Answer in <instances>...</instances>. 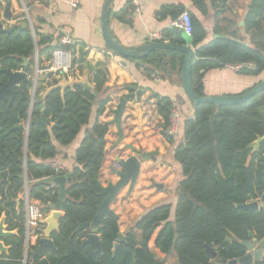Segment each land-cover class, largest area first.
Instances as JSON below:
<instances>
[{"label":"trees","instance_id":"trees-1","mask_svg":"<svg viewBox=\"0 0 264 264\" xmlns=\"http://www.w3.org/2000/svg\"><path fill=\"white\" fill-rule=\"evenodd\" d=\"M193 2L202 12H207L205 0ZM227 2L213 0L215 7L224 8ZM174 8L184 7L167 5L158 15L163 18ZM263 16L264 0H252L247 27L256 26ZM18 17L9 31L0 30V89L9 80L5 70H23L27 74L26 80L16 83L14 91L6 92L0 102V218L5 217L8 230L16 231L4 239L9 249L0 252V264H24L25 203L18 200L26 185L30 197L40 201L48 214L49 204L58 200L59 188L37 181L67 172H71V176L63 208L65 215L60 219L59 230L52 234L56 248L47 247L34 261L30 250L27 264H214L243 256L245 249L241 241L248 239L250 233L264 237V209L240 207L253 201L261 202L264 197V141L256 152L249 147L264 136L262 92L240 104H193L194 116L184 121V141L175 149L184 178L177 189L174 220H171V203L149 209L126 233L114 254L120 232L119 217L112 210L106 211L99 226L102 250L98 252L95 245L83 243L90 231L78 230V224L91 221L104 198L100 175L109 125L99 120L90 125L98 95L81 86L67 87L64 91L55 88L43 97L46 90L43 82L47 76L40 77L35 85L32 75L36 66L44 68L56 48L72 50L74 55L78 43L61 44L60 36L43 34L35 25L33 32L25 13ZM192 21V45L196 49L192 84L198 95L205 96L201 77L195 75L200 68L242 64L241 73L259 76L264 72V52L227 37L204 44L203 25L193 16ZM163 34L171 43H184L171 29ZM88 53L89 50L82 47L80 58L74 55L73 63L83 64ZM185 57V53L174 50L154 51L143 59L149 65L145 71L151 74L155 69L174 67L178 63L181 74ZM24 59H27L25 65ZM88 71L92 74L94 90L103 91L107 74L102 63L89 66ZM157 98L158 112L167 127L173 102L169 97ZM110 100V96L100 99L98 116L105 112ZM43 117L50 123L33 122ZM84 127V138L76 150L77 165L72 170L57 173L50 160L60 153L59 145L72 144ZM163 134L173 142L166 128ZM135 229L142 231L140 240ZM158 229L155 247L151 248L150 241ZM207 246L217 250L215 259Z\"/></svg>","mask_w":264,"mask_h":264},{"label":"crops","instance_id":"crops-1","mask_svg":"<svg viewBox=\"0 0 264 264\" xmlns=\"http://www.w3.org/2000/svg\"><path fill=\"white\" fill-rule=\"evenodd\" d=\"M104 3L105 0H79L78 6L73 7L70 0H11L14 17L6 19L3 16L7 2L0 0V18L4 26L9 28L27 9V15L31 19L30 24L37 26L41 33L51 34L54 38L69 36L74 43H78L74 54L77 59L81 56L82 47L89 50L86 61L83 64L76 63V69L70 75H65L68 80L80 79L84 75H89L91 80L89 66L95 67L98 63H102L106 70L107 81L103 91L98 92L90 118V125L96 120L109 125L106 134V156L100 175L102 185L106 186L110 181L116 183L119 180L113 171L114 162L119 156L128 158L135 154L129 145L143 152L158 151V154L151 159L141 161L140 174L134 188L129 190V185H126L110 205L112 211L119 217L120 233L126 236L142 215L157 205L171 203L173 205L171 220H174L177 189L184 178L182 165L175 156V149L184 141V121L194 116L195 107L183 89L178 63L174 67L168 65L148 74L145 69L149 65L143 59L141 62L144 65L141 66L135 60L125 59L107 50L102 35ZM251 3L252 0H228L226 6L222 8L215 7L213 0H205L207 12L204 13L193 0H113L109 14V29L124 46L134 48L147 41L156 40V34H163L164 31L169 30L175 15L188 10L205 29L204 44L216 38L227 37L264 52V16L256 26L247 27V14ZM167 5H182L184 8L170 9L167 15L161 18L158 12ZM135 7L140 8V11L137 12ZM126 8L127 12H124ZM128 18L131 21H125ZM191 47L196 50L193 45ZM47 63L48 60L45 61V65ZM239 71L230 64L200 68L195 75L201 77L204 95L209 96L239 95L264 79V72L259 76H253ZM61 79L62 76L50 75L43 85L48 88ZM131 85L145 89V94L142 96L144 116L140 123L134 108L136 102L129 101L122 116L124 135L121 139L118 127L113 122L115 115L111 109L116 108L122 96L131 92L129 89ZM150 95H152L150 101L145 102L144 100ZM106 96H110L111 100L105 112L98 116L99 101ZM157 96L169 97L173 107L182 114V125L178 135L173 137V142L168 141L163 134V129L166 128L167 131V127L164 118L158 112ZM85 128L72 144L59 145L60 153L50 160L51 164H61L66 170H72L77 165L76 150L84 138ZM40 229L30 238L28 249L31 251L36 249H31L32 246L38 245V239L42 235ZM158 231L159 229L152 236L151 248L155 247ZM135 232L140 240L142 231L135 229ZM28 258L29 254H27Z\"/></svg>","mask_w":264,"mask_h":264},{"label":"water","instance_id":"water-1","mask_svg":"<svg viewBox=\"0 0 264 264\" xmlns=\"http://www.w3.org/2000/svg\"><path fill=\"white\" fill-rule=\"evenodd\" d=\"M7 4L4 11V18L13 19L14 15L11 10V0H6ZM113 0H105L103 13H102V35L105 41V45L107 50L112 53L123 57L125 59H132L141 66L144 64L141 62L142 59L148 57L151 53L157 50H174L179 51L186 54L184 59V63L181 70V81L183 89L190 101L197 105L199 103H213L216 105H233L240 104L248 101L253 96L264 92V79L259 81L254 87L248 90L245 93L239 95H217V96H200L198 95L192 84V60L195 57V51L192 49V37L186 35L182 30L178 27H174L172 25L169 26V29L173 30L176 34H179L184 43L176 44V43H164L158 40L147 41L141 45H138L134 48H128L124 46L120 41H118L110 32L109 29V14L111 10V4ZM31 22V19H30ZM31 28L34 32L33 25L31 24ZM0 30L1 31H9L8 27H5L2 19L0 18ZM36 62L38 63V52H36ZM26 64L27 59H24ZM9 76L8 82H6L3 87L0 89V102L6 92H13L16 83L19 81H25L27 78L26 72L23 70L18 71H10L5 70ZM76 85L83 87L85 90L89 92H94V95L97 96L98 92L95 91V85L90 80L89 75H84L80 79L72 78L68 80V78L63 75L61 81L58 83L46 88L43 97L47 95V93L55 88H61L64 91L67 87H75ZM131 90L130 93L122 96L119 99V103L116 108L111 109V112L114 113L115 118L113 120L118 127V134L120 138H123L124 131L122 128V116L127 109L128 102L131 100H135L134 108L138 114V120L142 123V118L144 116V111L142 108V96L145 94V89L140 88L135 85H131L129 87ZM152 98V95L147 97L144 101L149 102ZM33 122H40L43 124H49L50 120L46 118H39L33 120ZM19 127H23L21 123ZM264 141V136L258 138L254 143L249 145L250 148H253V152L259 150L261 142ZM129 148L135 151L134 155L129 156L127 159H121L117 157L116 161H119L122 165V169H114V173L119 177V180L116 183L112 181L108 182L106 186L100 183L101 187V195L104 196L102 202L98 205V210L94 218L85 223L78 224V230L84 229L90 231L88 237H86L83 243H90L96 246V251L100 252L102 250L101 240L99 235V226L100 221L103 214L106 211H111L110 205L112 202L116 200L118 193L126 186L129 185V190H132L138 180L140 170H141V161L151 159L153 156L158 154V151H150L143 152L141 150H137L133 145H129ZM71 176V172H67L62 175H58L55 177H47L44 179H40L37 182L44 183L49 182L54 185H57L59 188V197L56 202H52L49 204L48 208L50 212L46 215L44 219L41 220V229L40 233L42 234L38 239V245L35 250L31 251V260L34 261L38 254L43 252L47 247L56 248L54 240L52 239V234L54 231L59 230L60 228V219L65 215L64 212V203L67 195V183ZM160 186V185H156ZM26 192H28V187L26 185ZM261 202L253 201L247 204L240 205L242 208L247 209H264V197ZM19 202H24L25 199L23 196L18 200ZM15 234V231L8 230L5 224V217L2 216L0 218V252H7L9 247L4 243V239L8 236ZM125 240V235L123 233L118 234L117 241L114 246V254L120 248V244ZM242 246L245 249V253L243 256L226 260L222 259L220 261H216L214 264H264V237L258 238L253 233L249 234V238L241 241ZM28 242L26 243V251H25V260L24 264H27V254L30 251L28 249ZM207 250L211 253L213 258L215 259L218 255V252L215 248L207 246ZM194 264H198L195 262Z\"/></svg>","mask_w":264,"mask_h":264},{"label":"built area","instance_id":"built-area-1","mask_svg":"<svg viewBox=\"0 0 264 264\" xmlns=\"http://www.w3.org/2000/svg\"><path fill=\"white\" fill-rule=\"evenodd\" d=\"M48 1V0H43ZM70 3L73 7H77L79 0H70ZM137 12L140 11V8L135 7ZM25 16L27 15V9L24 10ZM26 18L29 20L28 15ZM16 19H20L17 17ZM15 19V20H16ZM14 20V21H15ZM171 25L174 27H178L182 30L186 35L192 36L193 32V21L192 15L188 10H183L175 19L172 20ZM156 40L168 43L170 39L165 37L163 34H156ZM60 43L64 45L73 44L74 41L69 36H62L60 38ZM74 55L72 50L64 49V48H56L52 52V56L46 66L42 69L39 68L37 65L34 73L32 75L33 81L35 85L38 83L40 77L47 76L46 80L49 78L48 75L53 76H63V75H70L76 68L74 61ZM251 65V64H250ZM232 67L239 71L242 67V64H233ZM182 114L181 112L173 107L170 112L169 122L167 125V133L170 136H177L181 125H182ZM264 157V153L262 154ZM121 158V156H119ZM121 159H127L126 157H122ZM55 168L57 173L66 172V169L61 165L54 163L52 164ZM115 169H121L122 165L119 161L114 162ZM22 196L25 199V206H26V216H25V237L26 243L30 241V238L36 232V230L42 227L41 220L44 219L47 215L45 211L42 209L41 202L35 199H32L29 193L26 190L22 193Z\"/></svg>","mask_w":264,"mask_h":264},{"label":"flooded vegetation","instance_id":"flooded-vegetation-1","mask_svg":"<svg viewBox=\"0 0 264 264\" xmlns=\"http://www.w3.org/2000/svg\"><path fill=\"white\" fill-rule=\"evenodd\" d=\"M24 203H25V201H24Z\"/></svg>","mask_w":264,"mask_h":264},{"label":"rangeland","instance_id":"rangeland-1","mask_svg":"<svg viewBox=\"0 0 264 264\" xmlns=\"http://www.w3.org/2000/svg\"><path fill=\"white\" fill-rule=\"evenodd\" d=\"M27 16V15H26Z\"/></svg>","mask_w":264,"mask_h":264}]
</instances>
